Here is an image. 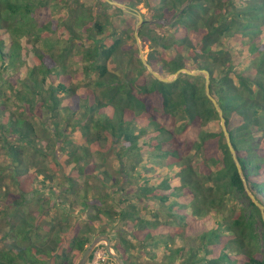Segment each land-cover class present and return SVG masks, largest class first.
<instances>
[{"label": "trees", "instance_id": "1", "mask_svg": "<svg viewBox=\"0 0 264 264\" xmlns=\"http://www.w3.org/2000/svg\"><path fill=\"white\" fill-rule=\"evenodd\" d=\"M116 1L147 10L139 35L150 42L148 61L157 71L211 72L248 187L264 205V0ZM53 4L0 0V147L12 161L8 171L0 164V215L17 223L19 236L0 249V264H78L92 239L109 229L126 264H141L132 253L137 248L156 264H264V249L248 243L260 242L257 223L264 227V218L222 127H210L220 116L205 76L182 73L163 82L140 59L123 68L124 38L107 30L112 22L94 5ZM46 11L63 15L44 20ZM124 30L134 39L129 26ZM28 36L36 42L24 41ZM110 155L122 178L97 162ZM57 172L73 193L76 178L95 179V189L86 181L80 196L94 209L90 225L56 229L52 199L34 215L26 211L28 194L57 192ZM6 174L18 193L1 189ZM236 196L249 203L234 204L228 223L215 212Z\"/></svg>", "mask_w": 264, "mask_h": 264}, {"label": "rangeland", "instance_id": "2", "mask_svg": "<svg viewBox=\"0 0 264 264\" xmlns=\"http://www.w3.org/2000/svg\"><path fill=\"white\" fill-rule=\"evenodd\" d=\"M72 1V7L76 8V7H82L83 3L87 6H91L94 5L96 8V11H100L102 13V15H104L103 17L105 19H108L112 22V26L110 25V27H108V31L110 33L114 32L115 36L119 37L122 36L124 38V44L125 46L122 48L123 52H126L128 54V56H124V65L123 68L125 67V65H128V69L134 67L137 64V61L141 59L140 56V48L137 44L136 41V45L138 46V56L136 55V50H135V32H136V27H137V23L139 20V17L132 13L129 10H124V13H122V11H120L117 8H110L108 7L105 3H103V1L101 0H68V2ZM54 0H50V5H54L53 4ZM135 8V7H134ZM140 13H142L143 18H144V22L142 23L141 28L144 25H147L148 23V19L146 18V16L144 15V13H147V10L144 8L143 10H140L138 8H136ZM41 11V10H40ZM44 11L42 10L41 13L43 16L44 15ZM45 17H42V19L47 20L49 19V15H55L56 18H58L60 15H63L62 12L60 13H56L54 14L53 12H49L46 11L45 13ZM43 22V20H41ZM147 21V22H146ZM125 26H129V28H131L132 34L134 36V39L131 38L130 36H128V34L125 33ZM134 27V29L132 28ZM140 28V30H141ZM139 30V31H140ZM151 34L155 33L153 31L150 32ZM59 35V33H57ZM163 35V34H161ZM24 41L33 44L34 42H36V40L31 37L28 36L27 38L24 39ZM43 41L39 42V45L43 44ZM141 48L144 52L145 57L148 59V55L151 52V47H150V42H148L147 44L144 45L143 41L141 40ZM132 49V54L128 53L129 50ZM74 67L76 69H78V71H82V64L79 62H75L74 59L71 60ZM210 127L212 130H220L221 129V122L220 120H215L213 122H211ZM97 162L98 163H103L104 165V169L108 170L113 176H115L116 178H122V175L120 173L121 171V165L119 163V161L117 160L116 157H114L113 155H110L108 157H106L105 160H102L100 158H97ZM38 163L41 165V167H46V168H51L49 167L50 162L46 161H38ZM0 164L5 167L4 170L8 171V168L10 170L11 165H12V161L9 159V157H7V155L4 153V150L0 147ZM212 170H215V168L212 166L211 167ZM85 180L80 179V178H76V184H77V190L75 193L73 192H69L67 191L68 185L67 182L65 181V177L63 176V173L57 172V179L54 182V186H56L57 188V192L55 193H50V194H44L43 198H39L38 196H35L34 193L28 194L27 195V204L24 205L26 208V211L28 212L29 215H34L36 212L39 211L40 208V204L42 203L43 199H52L54 201V203H56V208L53 210V212L55 213V217L57 218V222H56V229L57 228H64L66 231L70 230L72 228V226L74 225V223L78 222L82 225V228H84L87 225H90V219H89V215L90 213H92L94 211V209L87 208L85 207V205L82 203L83 201V197H80L81 195H83V190L85 188V185L87 186L86 181H89V185H93L94 189H95V179L94 178H87V180L84 182ZM65 184L67 185L66 187ZM2 186L1 189L2 190H10L13 193H18V189L16 187V185L14 184V182L11 180V178L9 176H7L6 174V178H4V180L2 181ZM64 187V188H63ZM61 188L63 189L62 192H58V189ZM120 188V187H119ZM101 191H92V192H88V198L92 199L93 196L92 194L94 193H98ZM248 199L244 196H236L234 197V199H232V203L231 201H229L226 204V207L224 209H222V214L221 213H216L215 214L217 216H221L224 215L226 216V222H228L229 219H231V207L234 206V204H237L238 208L239 207H247L248 206ZM152 211H148V212H142L141 215L143 217H148L150 219H152L154 221V218L151 217L152 215ZM48 217V216H46ZM51 217H49L50 219ZM229 223V222H228ZM17 225V223H14L12 220L4 218L3 216L0 215V249L2 248H6L14 239L18 240V237L16 235V231L12 230L13 226ZM106 227V229H109V226H107V224L104 226ZM99 229L97 228V231ZM112 231H114L113 229H109V235L112 234ZM257 231L259 234V241L256 238H250L248 243H249V247L250 249H264V243H263V239H262V235L264 234V227L262 226V223L260 221H258L257 223ZM13 234V235H12ZM94 237V236H93ZM116 242L119 241L118 237L115 240ZM181 240L178 241V244H180ZM113 240H112V244H113ZM100 245H105V243H102ZM99 247V246H98ZM97 247V248H98ZM151 252H153V250H149ZM164 251V248H160V247H155L154 248V252H162ZM134 258H137L141 264H156V261L154 260H149V258H142L141 256H139L140 254H142L143 252L140 251V249H134L132 251ZM109 257L106 254V249L105 247L100 246L96 252H95V257L92 261L88 262L87 264H113L112 259L109 260ZM111 258V257H110Z\"/></svg>", "mask_w": 264, "mask_h": 264}, {"label": "water", "instance_id": "3", "mask_svg": "<svg viewBox=\"0 0 264 264\" xmlns=\"http://www.w3.org/2000/svg\"><path fill=\"white\" fill-rule=\"evenodd\" d=\"M106 1L109 4L117 6L121 9L129 10L139 17L137 27H136L135 37L137 40V44L140 48V56H141L142 62L144 63V65L148 68V70L152 73V75L155 78H157L158 80L163 81V82H172V81L176 80L179 77V75L182 73H187V74L192 75V76H197V75L203 74L205 76L206 94L209 97V99L212 101L214 107L216 108V110L219 113L222 130L225 134L228 146H229L230 151L233 155V158H234L235 163L237 165L238 171H239L240 175L242 176V178L245 182L247 193L251 197V199L255 202V204L260 208L262 215H263V218H264V205L256 198V196L251 192L250 188L248 187L247 180L244 176V172L242 169V165H241L239 158H238V155H237V150H236V148L232 142V137H231V133H230L229 128H228L227 119H226L225 114H224V109L222 108L218 99L215 97V95H213V93L211 91V72L207 69H193L192 70V69L184 67V68H180L175 73L166 76V75L160 73L159 71H157L153 67V65L151 63H149L148 59L145 57L144 52L141 48V38L139 35V30L142 26V23L144 22V18H143L142 13H140L136 8L130 6L126 3L119 2L116 0H106ZM102 243H105L106 251L108 252V254L111 258L115 259L118 262V264H126L125 259L114 248V246L112 244V238L110 237L109 234H100L98 236H95L92 239L90 245L88 246L87 250L85 251L84 255L82 256V258L78 264H87L90 260L91 255L93 253H95V251L97 250V247Z\"/></svg>", "mask_w": 264, "mask_h": 264}, {"label": "flooded vegetation", "instance_id": "4", "mask_svg": "<svg viewBox=\"0 0 264 264\" xmlns=\"http://www.w3.org/2000/svg\"><path fill=\"white\" fill-rule=\"evenodd\" d=\"M106 248V247H105Z\"/></svg>", "mask_w": 264, "mask_h": 264}]
</instances>
